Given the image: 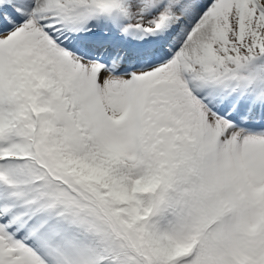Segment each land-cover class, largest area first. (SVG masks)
<instances>
[{"label":"snow or ice","instance_id":"snow-or-ice-1","mask_svg":"<svg viewBox=\"0 0 264 264\" xmlns=\"http://www.w3.org/2000/svg\"><path fill=\"white\" fill-rule=\"evenodd\" d=\"M0 264H264V0H0Z\"/></svg>","mask_w":264,"mask_h":264}]
</instances>
